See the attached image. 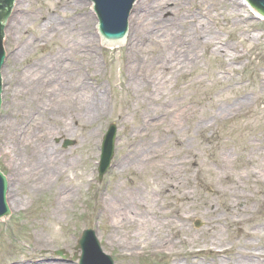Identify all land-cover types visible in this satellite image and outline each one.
<instances>
[{"label":"rangeland","instance_id":"1","mask_svg":"<svg viewBox=\"0 0 264 264\" xmlns=\"http://www.w3.org/2000/svg\"><path fill=\"white\" fill-rule=\"evenodd\" d=\"M168 8H174L173 11L181 19L203 23L212 32L218 48L228 46L230 49L228 57L221 56V52L212 53L211 48L214 46L199 50L197 68L183 78L172 80L164 91L163 99L175 100L172 103H177L186 97L185 103L189 109H201L200 105L210 100L218 104L225 101V98L238 100L240 96H246L249 100L247 111L229 121L216 124L210 132L205 133V140H195L196 147L191 150L195 152L197 159L189 167L192 203L209 201L212 205L207 208H214L215 215L219 216L226 207L229 182L227 178H219L217 181V175L233 176L240 170L239 175L243 176L242 183L245 185L241 192L254 202L253 221L236 226L230 224L228 218L219 220L216 229L221 233V239L213 242L207 239L210 228L205 219L209 216L186 209L185 212L191 216L187 223L190 230L187 237L192 239L191 245L202 246L209 243L228 250L214 253L195 249V253H185V247L176 246L177 251L185 253L181 264H194V261L199 264H235L233 255L236 253L244 254V250L251 249L264 250L258 242L260 235H255L252 241L247 240L250 244H256H244V233H249L256 225L264 230V202L260 194L264 193V186L259 182H252L254 176H247L245 172L246 168L254 172L259 162L264 160V93L261 90L264 83V21L255 18L238 0H179L176 7L170 4ZM16 14L29 16L30 19L19 32L12 35L11 40L4 35L2 41L6 53L2 72L6 79L3 82L0 124L17 123L21 119L20 108L25 107L23 101L13 94L16 83L12 78L26 72L35 64L42 63L40 66H43L46 60L58 52L61 45L67 49L78 44L79 36L90 40V50L95 54L97 67L92 68L83 59L85 43L83 47H77L78 56L69 55L67 52L65 60L72 64L80 62L79 77L85 78V86L89 90H98L103 94L105 109L94 120L86 118L84 113L77 110H72L71 114H62L54 113L50 109L39 116L37 111L27 115L24 127L27 128L36 118L40 122L35 131L36 135L44 131L52 134L48 143L52 150L62 157L65 156L66 172L60 182L54 183L44 193L23 190L16 186L18 184L12 178L7 193L10 215L0 220V264H78L71 258L76 253V242L85 229L95 231L102 250L113 258L115 264H172L174 257L171 252L166 251L157 241L153 243L158 245L155 252L150 247L131 250L125 236H109L113 223L125 235L128 228L123 229L121 223L113 222L100 214L103 207L100 198L107 197L106 194L114 190L115 184L116 190L121 192L128 191L133 182L143 187L142 181H147L148 174L152 172L151 168L145 172L139 168L119 172L116 168V162L123 156L129 141V128H136L141 124L139 118L132 114L135 108L133 94L126 88L125 43L116 48L102 47L96 31V18L87 0H26L21 9L12 10L8 21ZM172 15L171 11L163 12L159 19H169ZM167 23L169 22H165ZM45 28L47 29L44 33ZM199 35L201 39L203 34L195 31L192 34L193 39ZM25 43L30 46L16 58L15 53L24 48ZM231 86L239 89L228 90ZM27 109L25 107V111ZM207 109H211L209 105ZM198 115L202 116V113L197 111L191 121L187 120L185 126L193 128L194 122L198 121ZM208 119L204 116L203 122ZM110 124L117 127L114 157L109 171L98 181L100 147ZM2 140L0 133V144ZM65 140L75 143L64 148ZM250 143L255 146H250ZM227 152L230 159L224 169H221L216 166V161ZM8 153L0 152V156L14 157L15 162L24 159L21 145L15 147V152L9 150ZM176 158L183 159V155L179 154ZM253 159L255 162L252 165L248 161ZM203 169L208 170L205 176ZM254 173L257 179L261 176L260 172ZM61 187L73 198L61 210H56L55 191ZM14 193L19 202L13 205ZM154 196L160 202L166 203L157 193ZM174 204L175 201H172V205ZM188 204L189 202L186 206ZM177 206L185 209L178 203ZM59 250H63L68 258L57 256L55 252ZM252 260L264 264V260L258 257Z\"/></svg>","mask_w":264,"mask_h":264},{"label":"bare ground","instance_id":"2","mask_svg":"<svg viewBox=\"0 0 264 264\" xmlns=\"http://www.w3.org/2000/svg\"><path fill=\"white\" fill-rule=\"evenodd\" d=\"M25 2L26 0H17L13 9L15 11L21 9ZM238 2L243 7L247 6L243 0ZM178 3L179 0H140L135 3L133 12L130 13L124 69L126 88L133 94L135 108L132 114L139 118L141 124L136 128H129V141L126 143L123 156L116 162V168L119 172L131 171L134 168L145 172L151 168L152 172L148 174L147 181H142L143 187L139 183L129 182L132 183L130 189L121 192L119 189L116 190L117 184H115L114 190L106 194L107 197L100 198L103 205L100 214L113 222L121 223L123 229L128 228V233L125 235L112 222L109 236H125L131 250L150 247L151 251L155 252L158 245L153 243L157 241L166 251L171 252L174 257L172 264H181L182 256L185 253H195V249H199V252L214 253L228 250L226 247H215L209 243L202 246L191 245L192 239L187 237L190 234L187 223L191 216L185 212L186 209L209 216L205 219L210 228L207 239L213 242L221 239V233L216 229L219 220L228 218L230 224L236 226L243 223L250 224L255 211L252 208L254 202L241 192L245 185L242 183L243 176L239 175L240 170H237L233 176L217 175V181L219 178H227L229 182L228 200L223 214L215 215L214 208L213 210L207 208L212 205L209 201L192 203L189 165L197 159V155L191 150L196 147L195 140L199 138L205 140V133L210 132L216 124L229 121L234 116L247 111L249 100L246 96H240L238 100L225 98L221 104L210 100L201 104V109H189L185 103L186 97L177 103H172L176 102L175 100L163 99L164 91L172 80L183 78L197 68L200 60L199 50L214 46L211 48L212 53L221 52V56H229L230 47L218 48L212 32L203 23L181 19L173 11L174 8H168L170 4L176 7ZM168 11L173 14L169 19H159L161 13ZM19 14L14 15L5 27L4 35L8 40H11L12 35L19 32L24 23L30 19L29 16ZM202 14L207 16L205 13ZM165 22L169 23L165 24ZM233 23L235 24V21ZM46 29L43 30L44 33ZM195 31L203 34L201 39L200 35L193 39L192 34ZM79 37L78 44L71 45L67 49L61 45L58 52L46 60L43 66H40L42 63L35 64L26 72L12 78L16 83L14 96L20 98L18 100L23 101L28 109L25 111V107L21 105L23 106L19 112L21 119L17 123L0 124L3 139L0 152L9 154V150L15 152V147L23 146L24 159L17 160L13 179L18 184L16 186L31 193H44L54 183L60 182L66 172V162L65 156L62 157L50 148L48 141L52 136L51 133L44 131L36 135L39 119H33L32 125L30 123L27 128L24 127L27 115L37 111L39 116L40 113L43 114L50 109H53L54 113L62 114H71L72 110H77L84 113L86 118L94 120L103 109V94L98 90H89L85 86V78L79 77L80 62L72 64L65 60L67 52L69 55L78 56L77 47L79 45L83 47L85 43L82 57L92 68L97 67L95 54L90 50L92 47L90 40L87 37ZM105 45L113 47L119 44ZM29 46V43H25L24 48L15 53L16 58ZM5 77L2 72V82L5 81ZM234 89L239 88L231 86L228 90ZM261 90L264 93V83L261 85ZM208 105L211 108L209 110ZM180 106L182 109H179ZM197 111L202 113V116L198 115V121L194 122L193 128L186 127L187 120L191 121ZM204 116L209 118L206 122H203ZM249 145L255 146L253 143ZM179 154L183 155V159L176 158ZM229 159L227 152L217 159L216 166L224 169ZM254 160L248 162H252L253 165ZM257 167L254 172L261 173L258 179L253 171L246 168L245 172L247 176L248 174L254 176L252 182H259L264 186V160L259 162ZM207 172L208 170L203 169L204 176ZM154 193L160 198L163 197L166 203L156 199ZM260 194L264 202V193L260 192ZM15 195L14 193L13 205L19 202ZM54 198L56 210H61L73 197L61 187L55 191ZM171 200L175 201L174 205ZM187 202H189L188 206H186ZM177 203L185 209L178 207ZM162 210L166 212H161ZM255 235H260L258 242L261 248H264V230L257 225L249 233H244L246 240L244 244H256L247 242V240L252 241ZM177 245L185 247L186 252L177 251ZM242 253L244 254L233 255L235 264H259L252 260L256 257L264 260V250L251 249ZM193 263L199 264L195 261Z\"/></svg>","mask_w":264,"mask_h":264},{"label":"water","instance_id":"3","mask_svg":"<svg viewBox=\"0 0 264 264\" xmlns=\"http://www.w3.org/2000/svg\"><path fill=\"white\" fill-rule=\"evenodd\" d=\"M14 1L15 0H0V39L4 24L9 16ZM90 1L94 4L93 11L98 18V32L100 36L110 43H117L123 40L127 32V20L130 15V10L135 0ZM246 2L264 17V0H246ZM4 59L5 55L0 40V109L2 103L1 69L4 64ZM115 133L116 128L114 125H111L104 137L99 167L100 179L110 166L114 150ZM70 145H73V143L66 141L64 147ZM16 169L17 164L14 157L0 156V170L7 178L6 181V178L0 172V218L7 216L10 213L6 203V193H8L7 189L9 190ZM76 249H80L82 252L81 257L79 258V264H114L112 259L101 251L99 242L93 231L86 230L83 232ZM58 254H61V252H58ZM74 259H76V256Z\"/></svg>","mask_w":264,"mask_h":264}]
</instances>
